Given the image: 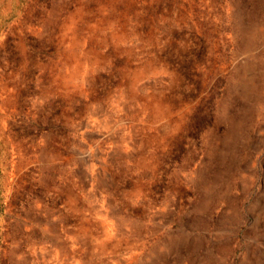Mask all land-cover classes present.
Here are the masks:
<instances>
[{"label": "rangeland", "instance_id": "rangeland-1", "mask_svg": "<svg viewBox=\"0 0 264 264\" xmlns=\"http://www.w3.org/2000/svg\"><path fill=\"white\" fill-rule=\"evenodd\" d=\"M0 264H264V0H0Z\"/></svg>", "mask_w": 264, "mask_h": 264}]
</instances>
